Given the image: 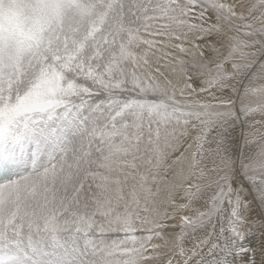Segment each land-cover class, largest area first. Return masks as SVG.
I'll return each instance as SVG.
<instances>
[{
  "label": "bare ground",
  "instance_id": "obj_1",
  "mask_svg": "<svg viewBox=\"0 0 264 264\" xmlns=\"http://www.w3.org/2000/svg\"><path fill=\"white\" fill-rule=\"evenodd\" d=\"M20 1L3 0V10ZM184 4L190 7L191 23L185 42L170 25L182 8L180 1L157 0L140 15L134 29L124 27V45L117 53L105 54V66L83 62L77 52L76 56L72 50L67 53L69 47L64 46L61 54L53 56L56 66L37 67L25 80L28 89L0 107V125L16 134L22 132L29 143L17 154L10 175L0 179V205L12 196L13 188L35 189L38 198H30L38 200L36 207L30 206V199L25 204L26 200L17 219L30 224L40 238L56 233L53 237L61 249L57 251L66 264H71L69 256L64 258L69 240L58 235L55 227L61 221L52 206L60 199L58 192L78 193L83 184L101 194L98 199L93 194L92 201L101 199L104 206L99 215L107 224L91 225L94 218L77 214L79 233L89 235L67 253L76 257V264H100L94 246L97 240L114 241L110 235L119 236V244L125 243L118 247L121 255L114 264H264V169L244 168L264 146V136L258 133L264 128V102L251 105L242 101L247 91L264 92V27L254 26L263 16L264 0H184ZM241 43L254 54H243ZM118 62L132 69L130 81L138 90L116 74L114 64ZM259 70L262 72L257 74ZM75 79L88 87L79 89L82 82L75 84ZM4 82L0 79V88ZM132 90L137 91L136 97L131 96ZM113 93L132 102L131 117L119 131L121 141L114 145V130L108 126L98 142L100 158L92 153L93 163H83L80 172L81 163L72 147L80 142L79 147L82 138L73 140L67 130L70 126L82 133L85 123L80 124V113L71 111L67 118L65 113L82 98L87 103L99 100L97 104L107 111L112 101L108 95ZM54 113L67 121L58 117L49 121L52 131L48 130L44 141L24 131L29 128L26 118L33 121L31 115ZM107 122L111 124V117ZM69 141L73 143L69 145ZM32 145L39 150L33 170L30 164L35 158L28 163L26 156ZM64 148L66 155H72L67 157L68 163L75 162L69 167L56 157ZM105 204L115 208L103 212ZM16 245L0 243V249L18 255L16 264H25Z\"/></svg>",
  "mask_w": 264,
  "mask_h": 264
},
{
  "label": "rangeland",
  "instance_id": "obj_2",
  "mask_svg": "<svg viewBox=\"0 0 264 264\" xmlns=\"http://www.w3.org/2000/svg\"><path fill=\"white\" fill-rule=\"evenodd\" d=\"M179 1H180V6H182V8L180 11L179 10L177 11V14H175V19L171 20L170 25L173 24L172 29H174L176 33H178L179 36L178 39H181L180 41H182L183 43L187 39V32H189L188 30L190 29L189 27L191 25L190 17L188 16L189 13L188 9H190V7L184 4V0H179ZM156 2L157 0H81V1L80 0H21L20 1V4L22 3L21 5L16 4L15 6L14 5L11 6L10 8L4 6V10L2 9L3 10L2 13L5 14L4 15L5 18L2 15L3 17L2 22H4L5 25L4 26L5 33L0 37V75H1L0 79H2L5 82H4V86L0 88V107L5 106L4 103L6 101H7L6 105L8 102H10V100L12 102V99L15 98L14 96L15 94L20 95L21 92L24 93L28 89V84L25 82V80L28 76H32L38 70V69L35 70L37 67H39L40 65L56 66L57 65L56 60L53 56L61 54L60 50L62 51L64 46L69 47L67 49V53H69L70 50H72L75 53L74 56H76L78 53L81 56L83 62L84 61L93 62V64L97 63L101 65V67L105 66L106 64L105 54H111V52L113 51L117 53V50L120 47H122V45H124L123 44L124 40L122 39L123 37L124 39L126 38V31L124 27L131 26L132 29H134L142 19L140 15L144 11H146V9L152 7ZM18 6L20 7V9L17 8ZM192 8L194 7L192 6ZM253 11L254 9L249 13L251 17L253 15ZM263 23H264V13L263 16L256 21L254 26L258 29H263L262 28L264 27ZM119 42H122V44L120 43L121 45H119L118 44ZM251 49L252 48H247L246 45H242L241 43L240 51L243 54H248V55L254 54L251 51ZM114 65L116 67L115 72L117 71L116 74L120 78L124 77V79H126V81L128 80L127 82H129L132 76L131 73L132 69L129 66L125 67V64H122L120 62L115 63ZM127 67H129L128 69L131 70L130 71L128 70V72L125 73V71H127L126 70ZM118 68L119 70H117ZM121 68H125V69H121ZM183 70L187 72L188 68L187 67L185 69L183 68ZM261 72L262 71L259 70L256 73L258 74ZM130 73L131 75H129ZM64 74L67 75V72H65ZM68 75L71 76V72H68ZM186 80L187 83L190 85L193 82L191 76H188ZM74 81L75 84L82 82L81 83L82 85H80L81 87L79 88L81 90H83L85 87H88L87 85H85V82L83 80L75 79ZM262 83H264V81ZM127 86L129 87L131 86L135 90L139 89V87L131 81L128 83ZM133 91L134 90L131 91L132 93L131 96L136 97L137 91L134 92ZM113 94H114L113 96L108 95V99H111L112 101H111L110 109H108L107 111H106L107 108L101 109L100 105L97 104L99 100H90V101L88 100L87 103L85 98L84 99L82 98L80 99L81 102L79 101L80 103L75 102L74 104H71L70 106L72 107L71 108L69 107L70 112L65 113L66 116L64 117L67 118L68 117L67 115H69L71 111L72 114L74 113V115L78 112L81 114V118H82V120L78 119L81 121L80 124L82 125L83 122L85 123V125L81 127L82 133L79 134L77 131H72L73 127L71 128L70 126L67 125L69 128L67 131L72 132L73 140L82 138V140L80 139L81 144L79 147H77V145L80 142L76 143L74 147H72L77 151L76 153L78 155L77 161H80L81 163L80 165L81 167L79 169L77 168L78 171L80 172L82 170V165H84L83 163L87 165L93 163L92 153H95V156L100 158L99 151H101V149L98 146L99 145L98 142L100 143V140L103 139L104 136L103 132H105L108 126H112V129L114 130L113 142L116 143L114 145H117L121 141L122 132L120 134L119 131L122 129L125 122L129 120V118L131 117L130 112L132 108H129L130 107L129 105L132 102H130L131 99L129 97H122V96L114 97L116 93ZM242 101L251 105L257 102L263 103L264 92H260L259 95V93L255 94L253 90H251L250 92L247 91L246 93H244ZM93 102L96 103L97 106H95ZM184 104H189V103L186 102ZM246 106L247 105H244V107ZM124 107H125L124 113H121ZM44 115L46 114H42V115L35 114V116L31 115L30 117L34 118L33 121H30L28 118H26L27 124L29 125L27 127L29 128L24 130L27 131L29 134H32L33 136H36L37 138L41 139V142L44 141V138L49 136L48 134H46L48 130L52 131V129L48 127L50 126L49 125L50 122L57 119L58 120L64 119L63 116L59 117L55 115V113H54L55 116L54 115L44 116ZM109 117H111L110 125H108L107 122ZM64 121L66 122L67 119H64ZM86 125L87 127H85ZM54 128L59 130L57 127ZM81 128L78 130L81 131ZM262 129L263 130L258 131V133L264 136L263 133L264 128ZM72 143H73L72 141H69L68 144L71 145ZM65 152L66 149L64 148L62 150V153H60L56 157L59 160H63L65 163H67V166L69 167V164L72 163V161L68 163L67 157L71 158L72 155L71 156L66 155ZM63 154H64V158L60 159ZM255 157L256 160L249 161V163L247 162L244 168H246L247 170L264 169V146L263 149L260 150V152H257ZM72 164H75V162H73ZM87 165H85V167ZM75 167L76 166H74L73 168L72 174L76 172ZM70 177L71 176H68L67 181L70 179ZM26 183H27L26 185L30 184L29 182ZM64 185L65 184H63V186ZM83 185H84L83 187L79 185V189L77 190L78 193L76 192L72 194L70 193V191H64V190L60 191V193L58 192L56 195H60V199H56L55 204L53 203L54 205L52 206L53 211L55 212L56 210L58 212L56 218L58 217V219H60L59 221H61L59 225L57 224L58 227L57 228L55 227L56 230L59 229L58 235L60 233L64 236H67L65 237V239L64 238L63 239L69 240L68 242L71 243L69 244L66 241L67 247L66 246L65 247L69 251L67 250V252L64 255L66 256L64 258L67 259L69 256L68 262L71 264L73 263L76 264L75 263L76 257L71 256V254H67V253H72L70 250L76 247L75 242L78 243L79 240H84L89 235L86 234L82 236L83 234L79 233L80 231L76 226V222H77L76 218L78 217L77 214L78 213L82 214L85 217L90 215L88 216L90 220L94 218L93 221L91 222V225H97V226L99 225L100 227V225H104L103 223L107 224L104 218L102 219V216L99 215L101 213L100 210L101 207L104 206V204L101 203L100 201L101 199H99V202H93L94 201L92 197L93 194H96L95 198L97 199L98 197H101V194L97 192H92L91 188H87L85 184ZM74 186L75 185H73V188ZM32 187L35 188L36 186L32 185ZM12 190H13V192L11 193L12 196L9 197L6 201H4L2 205H0V213H1L0 240L2 239L0 243L4 244L6 247L15 246L17 244L16 246L22 252L23 260L25 264H44V263L48 264V262L49 264H62V263L66 264L63 262L64 260L62 259V256H60L62 254H60L61 252H59L61 249H58L57 247L59 246L57 245L58 240L54 238L55 235L53 237V234L56 233H52L49 236H44V237L41 236L42 238H40L38 233L36 232L34 233L35 229L31 228L30 224L23 223L22 221L20 222L19 219H17V217L19 218V216L22 213L21 210L23 209L21 208H24L25 204H27L29 199L30 200L28 203L29 204L31 203L30 206L32 208H34V206L36 207L37 205L36 203L38 202V200L36 201V199L30 198V197L38 198L36 191L34 192L35 194L33 193V190L35 189L31 191L28 190L27 192L20 191V189L17 188H13ZM22 192H24V195H22ZM47 192L51 193V191L49 190H47ZM30 193H32L33 195L32 194L30 195ZM24 196H26L27 199ZM33 200L35 201L33 202ZM25 201L26 203L24 204ZM105 205L106 208L103 210V212L107 211L108 207L115 208L114 207L115 205L112 204H109L108 206L107 204ZM91 214H93L92 217ZM15 217L16 220H14ZM61 230L62 232H60ZM63 231L65 232L63 233ZM102 233L105 232L103 231ZM110 236H114L113 237L115 238L114 241L112 240V238H107L106 240L101 239L100 241L97 240L96 241L97 244L94 246L100 264H114L115 261L121 255V252L118 249V247L125 245V243L119 244L121 242V240L117 238L119 236L117 235H110ZM50 238L52 239V241ZM25 240L28 241L25 242ZM10 241L13 243H10ZM14 241H16V244ZM47 241L49 244L46 243ZM40 243L43 245H41ZM67 244H69L70 246ZM37 247L38 249H36ZM91 247L92 246L90 245H86V248H91ZM49 250L51 251V253L49 252ZM30 251L33 253H31ZM19 262H21L20 258H19Z\"/></svg>",
  "mask_w": 264,
  "mask_h": 264
}]
</instances>
